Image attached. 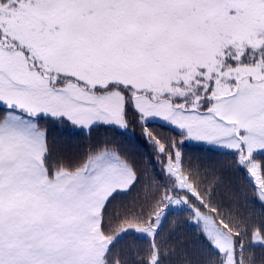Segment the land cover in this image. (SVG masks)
Wrapping results in <instances>:
<instances>
[{
	"label": "snow or ice",
	"instance_id": "6c2138e0",
	"mask_svg": "<svg viewBox=\"0 0 264 264\" xmlns=\"http://www.w3.org/2000/svg\"><path fill=\"white\" fill-rule=\"evenodd\" d=\"M158 120L181 139L148 128ZM49 122L138 125L153 207L192 213L206 264H256L244 239L264 246V222L225 216L234 190L177 146L234 156L264 204V0H0V264H128L114 250L129 232L148 241L135 264H166V213L117 200L142 179L134 162L106 144L56 151Z\"/></svg>",
	"mask_w": 264,
	"mask_h": 264
},
{
	"label": "trees",
	"instance_id": "16d2710c",
	"mask_svg": "<svg viewBox=\"0 0 264 264\" xmlns=\"http://www.w3.org/2000/svg\"><path fill=\"white\" fill-rule=\"evenodd\" d=\"M129 119H132L131 114ZM148 128L174 136L177 140L181 139L176 131L163 127L159 120L149 124ZM141 132L142 129L135 123L130 124L126 132L115 128L96 127L90 133L67 124L48 123L49 141L56 151L82 154L88 146L106 144L108 147L119 149L133 161L142 179L130 194L117 197V200L122 201L129 209L143 210L154 215L155 211L161 210L164 205L153 207L152 195L158 183V178H153L151 163L154 150L145 142ZM177 147L183 153L186 166L189 163L193 166L199 164L202 170L206 168L221 176L223 184L234 190L235 195L230 200H225V216H228L229 212L237 214L248 220L253 227L264 222V204L254 198L253 188L248 180L236 172L234 156L201 143L186 141ZM254 159L259 163L264 162V153L257 152ZM156 168L158 169L159 165H156ZM128 223L140 222L129 217ZM114 226L119 231L127 227V223L114 222ZM159 239L164 242L167 249H174L170 251L166 264H206L209 252L203 240L199 238V229L191 212L181 209L170 210L160 227ZM147 244V239L142 235L129 232L120 237L114 251L118 252L122 259L127 260L128 264H135L136 254H142ZM244 244L247 249L246 255L254 256L256 264H261L264 260V246L252 245L251 235L244 239Z\"/></svg>",
	"mask_w": 264,
	"mask_h": 264
},
{
	"label": "rangeland",
	"instance_id": "374dc122",
	"mask_svg": "<svg viewBox=\"0 0 264 264\" xmlns=\"http://www.w3.org/2000/svg\"><path fill=\"white\" fill-rule=\"evenodd\" d=\"M187 142H189V143H201V144H205V145H209L208 143H206V142H197V141H191V140H189V141H187ZM209 146H211V145H209ZM211 147H213V146H211ZM215 148V147H214ZM254 161L257 163V164H260L257 160H255L254 159ZM258 175H260V173H259V171H258ZM256 183L258 184V181H256ZM178 209H180V208H178V207H176V206H173V207H171V208H166L165 207V205L161 208V210L164 212V213H168L170 210H178ZM164 220V219H163ZM195 220V219H194Z\"/></svg>",
	"mask_w": 264,
	"mask_h": 264
}]
</instances>
